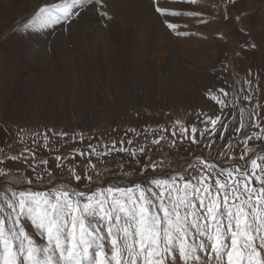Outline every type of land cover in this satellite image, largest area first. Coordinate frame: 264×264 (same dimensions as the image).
<instances>
[{
  "label": "rangeland",
  "instance_id": "1",
  "mask_svg": "<svg viewBox=\"0 0 264 264\" xmlns=\"http://www.w3.org/2000/svg\"><path fill=\"white\" fill-rule=\"evenodd\" d=\"M104 2L111 19L86 9L67 25L62 22L39 31H21L35 10L59 0H0V148L8 156L18 155L32 145L34 134L40 140L49 129L68 133L67 144L53 136L51 147L58 151L49 154L42 147L37 149L39 159L49 160L53 175L43 184L34 183V190L65 184L90 193L98 187L146 185L156 175L151 170L147 174L140 171L148 157L162 161L160 172L170 176L201 151L187 142L171 147V128L176 119L199 123L198 113L219 114V105L206 97L209 89L226 88L227 101L237 110L264 105V0H199L197 5L160 0L173 10L202 13L196 18L169 17L180 26L178 31L188 33L185 36L163 25L151 10L150 0ZM246 80L251 86L243 84L242 94H252L250 103L240 99ZM160 126L169 131L156 132L155 138L163 134L168 143L154 146L153 133L144 130ZM128 128L141 135L129 132L126 137ZM122 139H132L134 144L117 147L149 149L139 157L141 164L125 153L112 152L99 161L92 158L100 175L94 174L91 186L69 176V167L82 174L87 163L76 156L79 150L87 151L91 144L107 152L113 140ZM224 143L217 138V147ZM261 143L251 141L249 147ZM243 147L240 144L235 149L237 157ZM61 153L70 155L58 170L54 156ZM213 158L217 160L215 151ZM217 161L224 165L223 159ZM5 164L10 174L0 177V185L24 187V165ZM24 223L35 236L31 222L25 219ZM106 250H110L107 244Z\"/></svg>",
  "mask_w": 264,
  "mask_h": 264
},
{
  "label": "snow or ice",
  "instance_id": "2",
  "mask_svg": "<svg viewBox=\"0 0 264 264\" xmlns=\"http://www.w3.org/2000/svg\"><path fill=\"white\" fill-rule=\"evenodd\" d=\"M186 2L197 5L199 0ZM106 7L104 0L44 4L20 30L39 31L62 22L68 24L86 9L111 19ZM150 8L164 26L182 36L188 33L178 31L180 26L169 17L202 15L170 9L160 0H150ZM243 84L250 87L251 81H243L240 89L241 101L250 103L252 94H242ZM228 95L224 87L215 92L209 89L206 97L219 105V114L198 113L199 123L181 119L172 122L170 146L187 142L201 151L192 154L194 159L185 161L187 166L177 168L170 176L160 172L162 161L148 157L140 171L147 174L151 170L156 175L146 185L98 187L90 193L65 184L34 190V183L43 184L53 175L49 160L39 159L37 149L42 147L49 154L58 151L51 147L53 136L67 144L64 138L68 133L49 129L40 140L34 134L32 145L23 147L18 155L8 156L0 148V177L10 174L5 161L26 169L22 173L24 187L0 185V264H264V143L249 147L251 141L264 142V105L237 110L227 101ZM144 131L153 133L152 145L168 143L163 134L155 138L156 132L169 131L164 126ZM129 132L141 135L135 128H128L126 137ZM217 138L226 143L217 147ZM80 139L83 141V137ZM125 143L132 145L134 141L113 140L107 152L88 144L87 151L76 153L87 161L82 174L69 167V176L76 182L86 180L91 186L94 174L100 175L99 165L92 158L99 161L112 152L125 153L141 164L139 157L146 156L149 149L117 147ZM240 144L244 147L237 157L235 149ZM213 151L226 166L214 162ZM69 155L54 156L58 170L65 167ZM25 219L31 222L35 236L26 230ZM106 244L110 250H106Z\"/></svg>",
  "mask_w": 264,
  "mask_h": 264
},
{
  "label": "trees",
  "instance_id": "3",
  "mask_svg": "<svg viewBox=\"0 0 264 264\" xmlns=\"http://www.w3.org/2000/svg\"><path fill=\"white\" fill-rule=\"evenodd\" d=\"M182 165H183V164L181 163L180 166H182ZM180 166H179V167H180Z\"/></svg>",
  "mask_w": 264,
  "mask_h": 264
}]
</instances>
